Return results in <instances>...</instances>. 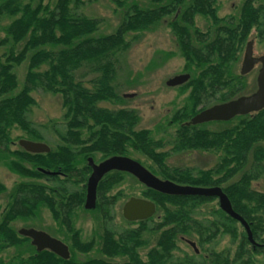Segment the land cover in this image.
<instances>
[{
	"label": "trees",
	"instance_id": "16d2710c",
	"mask_svg": "<svg viewBox=\"0 0 264 264\" xmlns=\"http://www.w3.org/2000/svg\"><path fill=\"white\" fill-rule=\"evenodd\" d=\"M46 1L0 0V23L10 19L0 41L1 46L10 45L0 56V160L23 180L0 208V264H255L254 256H264V193L253 188L264 178V110L227 122L186 124L213 105L253 93L238 67L252 30L264 40V6L246 0L238 16L221 18L219 0H149V6L109 0L125 11L124 18L114 33L97 36L101 22L77 12L82 0ZM198 16L211 22L206 31L197 26ZM167 18L191 76L180 87L190 91L188 102L167 119V126L177 130L171 152L216 154L219 161L211 169L171 167L170 153L163 151L166 142L155 139L151 130H138L137 111L101 106L126 103L116 79L118 56L131 48L130 36L154 30ZM25 62L28 69L21 87L15 69ZM37 90L59 95L65 110L66 131L58 134L61 143L45 154H31L20 146L12 149L23 139L44 142L28 116L36 106L32 93ZM17 131L23 136L14 137ZM132 153L153 163L141 164L160 179L195 188L220 187L235 213L250 225L257 245L250 244L241 223L222 211L218 199L163 195L146 186L142 196L155 203L160 216L155 225L148 226L152 218L129 223L137 227L122 233L106 228L98 238L84 241L75 225L76 212L97 213L110 222L113 207L125 198L122 192H111L128 176L110 172L98 186L97 207L87 211L86 185L92 171L88 158L100 154V161L114 156L134 159ZM7 192L0 181V196ZM212 203L216 207L203 213ZM42 208L51 212L64 236L69 260L50 250L37 252L30 239L14 229L16 221L37 219ZM146 234L156 243L143 258L141 252L150 241ZM225 236L237 246L234 254L213 247L207 257L194 251L175 258L182 237L195 239L204 248ZM95 251L99 257H78Z\"/></svg>",
	"mask_w": 264,
	"mask_h": 264
},
{
	"label": "rangeland",
	"instance_id": "374dc122",
	"mask_svg": "<svg viewBox=\"0 0 264 264\" xmlns=\"http://www.w3.org/2000/svg\"><path fill=\"white\" fill-rule=\"evenodd\" d=\"M38 1V0H37ZM55 1L56 0H47ZM128 4L138 2L139 4L150 5L149 0H126ZM246 0H219L218 11L219 17L225 18L230 16H238L240 8ZM84 5L79 6L78 14L84 15L89 18L97 19L101 22L100 30L97 36L103 34H112L118 28V25L124 18L125 11L119 9L113 2L109 0H82ZM257 6H264V0H257ZM169 19L163 21L156 29L146 31V33H139L131 35L129 40L132 41L131 48L124 54L118 56L119 62L117 65V86L121 96L132 94V98H124L125 104L113 105L110 103L102 104L104 108L117 110L119 108L133 109L138 112L140 116V123L138 130H151L154 133V138L157 140L163 139L166 145L163 149L164 152L170 153L167 163L171 167L176 166L180 168H190L193 170H205L213 168L219 161L216 154L208 152H186L178 154L171 152L174 143V137L177 132L176 126L169 128L167 126V119L188 102L190 91H182L180 87H168L167 82L175 76L187 74L185 71V60L180 55L179 47L176 44L174 36L169 28ZM10 23V19H5L0 23V41L5 39L6 34L4 28ZM197 26L206 31L211 22H208L201 16L196 18ZM252 35L249 41H254L255 56L264 55V40L261 41L259 33L252 30ZM137 38V39H135ZM10 47V45H0V56ZM242 65L238 67L240 73ZM259 66L247 76L248 84L251 91L255 92L257 88V77ZM28 64L25 62L20 67L15 69V73L19 78L21 87L24 85L26 78V71ZM83 74V72H80ZM91 78V77H87ZM88 80V79H87ZM36 100V106L32 108L28 114L31 122L39 129L44 142L51 148H56L61 143L58 134H64L66 125L64 121V112L62 98L59 95L48 94L43 90H37L32 93ZM217 126L211 128L214 129ZM14 137H21L23 134L20 131L13 133ZM19 148V141L15 142L12 149ZM134 159L140 163L145 164L147 167H152L151 163L143 154L132 153ZM102 155L94 156V161L99 163ZM0 181L7 187V193L0 196V208H5L8 204V195L16 183H20L21 178L17 174H13L5 165V162L0 160ZM45 183V182H42ZM46 184V183H45ZM256 191L264 193V178L253 184ZM145 189L135 177L128 175L125 180L115 187L111 195H118L124 193L125 198L119 201L111 211V221L106 220L97 213L86 212L79 210L76 212L74 220L78 230L82 231V239L89 241L91 238H98L104 229H113L116 232L122 233L126 229L137 227L136 224L130 225L126 218L123 216V206L125 202L132 197L143 198L142 194ZM110 195V196H111ZM217 203L208 204L203 213H207L212 207H216ZM37 219L24 221H16L13 225L14 229L20 230L23 228H33L35 230H44L59 240L64 239V236L58 232L57 225L53 221L51 212L48 209L42 208ZM160 216L155 215L152 223L148 226L152 227L159 221ZM149 239V245L142 250L141 255L145 258V254L152 248L156 239L151 235L146 234ZM194 243L195 247L199 249L197 256L207 257L211 248L216 251L230 250L232 254L235 253L237 246L232 243V239L225 236L219 238L216 245L204 246L198 245L195 239L180 238L178 241L179 249L175 252V258L184 257L185 255H192L195 248L190 245ZM99 252H92L89 256H79V259H88L92 257H99ZM255 264H264V256H254ZM203 261V259H200Z\"/></svg>",
	"mask_w": 264,
	"mask_h": 264
},
{
	"label": "water",
	"instance_id": "95a60500",
	"mask_svg": "<svg viewBox=\"0 0 264 264\" xmlns=\"http://www.w3.org/2000/svg\"><path fill=\"white\" fill-rule=\"evenodd\" d=\"M243 65L241 68V74L249 75L257 65H261L259 70V75L257 78L258 88L255 93L251 95H245L234 101L226 102L220 105H214L212 108L203 110V112L197 114L192 118L187 126L193 125H203L204 123H214L216 122H227L235 119L236 116H245L249 114H256L264 110V56L255 57L254 55V42H250L245 50V56L243 59ZM191 76L188 74H182L171 78L167 82L168 87H180L189 82ZM127 97H133V95H127ZM21 148H24L27 152L31 154H45L51 151V148L46 143L32 142L23 139L19 142ZM89 166L92 168V173L89 176V181L87 184V195L86 203L84 208L88 211L94 210L97 207V194L100 182L110 174L112 171L125 172L129 175H133L141 184L145 185L149 189H154L155 191L166 194L170 196H192V197H204V198H216L218 203H220V208L228 216L241 223L248 235V240L250 244L256 245L253 233L251 231L250 225L244 220V218L235 213L233 209L232 202H230L229 197L223 192L220 187L217 188H201V187H191L182 186L173 183L169 180L160 179L155 174L151 173L143 164H140L132 158L125 156H114L110 157L99 164H96L94 159L90 157L88 159ZM47 175H55L51 172H46ZM157 206L155 203L137 197H132L124 205L123 216L129 222H140L144 220L151 219L156 213ZM24 237H28L32 240V244L37 248V251L50 250L62 257L65 260L71 258V252L69 247L62 242L53 238L50 234L48 235L43 231H36L34 229H22L19 231ZM191 245L196 249L194 243Z\"/></svg>",
	"mask_w": 264,
	"mask_h": 264
},
{
	"label": "flooded vegetation",
	"instance_id": "af4514ba",
	"mask_svg": "<svg viewBox=\"0 0 264 264\" xmlns=\"http://www.w3.org/2000/svg\"><path fill=\"white\" fill-rule=\"evenodd\" d=\"M259 7H260V6H259ZM24 229L27 230V229H33V228H30V227H29V228H24ZM34 230H35V229H34ZM38 230H39V229H38ZM38 230H36V231H38ZM19 231H20V230H19ZM39 231H42V230H39ZM43 231H44V230H43ZM45 232H46V231H45ZM49 234H50V233H49ZM50 235H51V234H50ZM51 236L53 237V235H51ZM30 241H31V240H30Z\"/></svg>",
	"mask_w": 264,
	"mask_h": 264
}]
</instances>
